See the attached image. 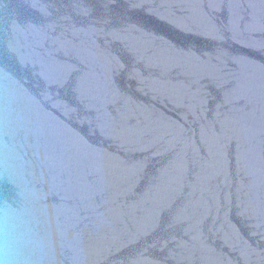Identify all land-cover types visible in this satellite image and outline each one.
<instances>
[{
	"label": "water",
	"instance_id": "95a60500",
	"mask_svg": "<svg viewBox=\"0 0 264 264\" xmlns=\"http://www.w3.org/2000/svg\"><path fill=\"white\" fill-rule=\"evenodd\" d=\"M0 264H264V0H0Z\"/></svg>",
	"mask_w": 264,
	"mask_h": 264
}]
</instances>
